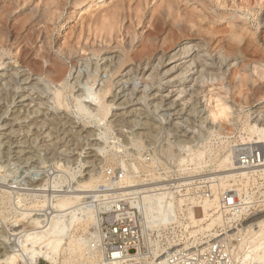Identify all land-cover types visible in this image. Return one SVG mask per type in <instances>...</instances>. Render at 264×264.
I'll return each mask as SVG.
<instances>
[{
	"label": "rangeland",
	"instance_id": "1",
	"mask_svg": "<svg viewBox=\"0 0 264 264\" xmlns=\"http://www.w3.org/2000/svg\"><path fill=\"white\" fill-rule=\"evenodd\" d=\"M75 1L76 0H62L63 5L60 6L57 4L60 8L58 6H54L52 7V10H56L51 11L49 14L47 13L48 16L46 14L47 19L45 17V19L43 20L44 23H42L44 26L41 24L36 26V24L31 21L28 15V9L39 7L38 11L41 14L42 8L45 7L44 5L46 3H53L54 0H19L20 6L18 5L16 9L9 12L10 16H8V19L5 23L6 28L11 33L12 38L16 37L18 40L14 43L9 42L7 44L5 52L3 51L2 47H0V57H3V61H0V256L8 252L10 253V250L13 249V245L11 244L12 242L10 240H12L14 237L11 236V232L9 229H11V227L14 225L13 223L15 221V211H13V209L11 208L8 195L5 193V191L9 190L8 186H20L21 188L30 186H45V188L48 187L47 189H52L55 183L59 182L62 178L69 177L70 183L65 182L63 185L65 186V188H61L60 190L66 189V191H70V187H76L79 182L85 181L92 175V173L95 174L96 170L99 171V168H101L100 159H102V157H99L100 153L97 149V146H99V143L101 142L99 135H102L104 132H108L112 136L126 142L129 141V137H139V134L141 133V136L139 138H141L144 144H147V154L151 153V151H158L163 155H167L168 153V155H171L179 154L183 151L182 153L184 154H179V157L177 158L179 163L184 162L183 164L181 163L183 166H177L181 168L186 166L187 160L189 159V157H186V159L184 158V160L183 156H189L190 151L189 153L187 151L190 150L193 145L195 146L197 144H203L205 142L203 140H207V142H210V144H212L213 146L216 145L215 147H220L222 140L229 142L231 145H234L238 142L241 143L240 129H242V127H244L246 123H244V119L238 120L237 118H244V116H248L249 122H252V120L255 118V116L258 115V113L264 112V87H261L259 82H255L253 79H248V77L244 75L245 72H243L245 71V69L248 70L249 65L254 60H259L262 57L261 55L256 56L255 54H252L254 53V46L256 44L253 39L254 36L252 35L256 34V36H260L261 41L258 44H260V49L264 50V8H261L258 5H254L255 7L253 8L252 12H248L247 10H236L230 7L232 5V0H229V2L227 3L228 5L225 8L219 6L221 0H205L206 3H211L213 5V9L212 7H199L200 10L208 13V15L213 19L211 23L215 24L214 26H216L217 29L227 30L229 29V27H231V24L238 27L242 26L241 28H243L244 26L245 30L248 27L249 33L246 34V41L248 42L247 44L249 46L251 45L249 49L252 50L250 54L251 56H247V58L243 57L241 59V56L237 57V61H233V63L231 64L232 66L227 68V71L220 70L216 65L213 66V68L212 66L209 67V65H207L209 68L208 71L212 74H207L208 77L206 76L207 78H203L205 80L201 79L200 81H203V83L199 85L195 79L197 76L196 74L191 76V78H188V76H186L183 80H181L178 79L179 73L172 72L166 75V70L168 71L173 65L188 62L192 58L197 56L201 57L202 59L205 58V64H211L215 59L217 60L220 56L222 57V55H224V52H219V50L213 52V49L210 48L208 50L207 47L203 48V46L196 47L197 45L201 44V41L198 37L190 38L187 35H185L187 37H185L184 35V37H182L181 33H179V31L171 26L170 20L165 21V18L161 19L159 14L157 12L155 13L154 9H157L156 5L158 3V0H143L144 2H146L144 3L142 1L143 5L140 4L141 6L138 7L140 8L139 10L134 6L132 7L133 9L131 8L129 11L124 12V15L121 16V26L119 25V29H117V33H119L116 39L117 42H112V45H114L113 47H115L116 44H123L128 40V38L131 39L133 36V43H135L133 45L132 56H134V59L130 61L124 68H122L120 70V73H115L113 76L112 73H110L111 75L108 73V70H110L111 67L110 65L104 63L105 61H103V58L116 56L118 53H112L108 50H104L100 53V56L98 58L93 56L92 53H87L86 55L88 57H82V53L78 50L79 44L84 45V43L93 41H97L96 43L100 44L101 40L99 37L101 35L99 34H102V32L99 31V25H96L95 27V25L93 24H88L87 20L88 18L92 19L97 16V14L100 12V10H103V8L94 7L92 10H87L89 12L83 11L81 12V14H76L74 15V17H70L75 7ZM242 1L252 4L256 0H236V2ZM5 2L6 0H0V7L1 5L3 6ZM184 4L187 6L190 5L185 2ZM192 6L193 3H191L189 7ZM222 13H224V15ZM126 14L130 15L127 16ZM152 15H154L153 18L151 17ZM133 17L135 20L133 19ZM140 17L142 19H140ZM157 17L160 19L158 20ZM155 19H157V24L155 23ZM154 24H156V26ZM84 25H86L87 27ZM51 27L53 29H51ZM156 29L157 31H159V36H161V34H174L173 36L175 37H178V35L181 36L179 39L180 42L179 40H177V38V42L175 41L176 43H173V45H170L165 50L151 49L152 47L148 46L144 42V39L146 38V35L156 33ZM114 33L113 35H115ZM93 34H95L96 36ZM41 42H46V46H44V44H42ZM77 43L78 46H76ZM41 44L42 46H40ZM182 46L188 48L186 51L188 52V54L178 60H167L168 62L166 61V64L159 68L160 75L159 77L155 78V81L152 80L151 83V78H149L148 76L152 72V69H149L150 67H147L145 69L146 73L144 79L142 75H140L138 78L136 77L138 79L136 81V85L139 87V89L136 93L137 97L134 100L135 105L129 106L126 109H116L117 106H114L111 110V114L106 119L107 121L100 120L97 113V105H94L96 103H93L91 99L87 100L84 97L82 99V97L77 96L79 95V93L80 95L82 94L86 96L89 94V84L93 80L91 79L89 83H86L88 82L86 81L88 79L86 75L89 74L88 77L94 76V78L98 80L92 90L94 92L96 90L99 91L104 84H107L111 81L114 82L113 94L108 95L107 98V100L110 102L114 100L113 96L115 92L120 93L121 88L119 86L122 84V82L127 80V76H130L129 71L131 69H138L137 67L144 68L145 63H147L148 61L151 63V66L154 65L155 67L157 65V58H159V55H162V53H171L170 55H172L179 49L183 48ZM191 46L193 49H191ZM41 49L42 51H40ZM74 49L75 52H77L76 54H74L75 56L73 55L71 57L67 54V51ZM218 52L220 53V55ZM137 53H139V55ZM38 54L41 55V57ZM44 55L46 57L48 56L47 58L50 57V60L53 59L51 61L56 63L55 65L58 64V67H56L58 68L59 73L57 74V80L59 84H49L50 82L48 81L42 82V80H36L40 79V76L38 75V73L41 74L40 69H38L40 71H36L35 74H32V79L30 81V83H34L33 85H35V87L37 88L35 90L28 89L32 87V85H29V83H27L28 85H23V87L27 88L25 91L17 90L15 85H13L12 83H7L6 77L13 73L16 74L18 70H21L30 75V71L27 66L28 63L31 64V62L33 61V59L35 60V58H38L37 60L40 61L41 65L48 66V63L42 62V56ZM139 62L141 63V65ZM95 63H98L99 66ZM87 66L89 68H86ZM95 67H97L98 70L97 74L95 73ZM232 70H237L238 75H240L238 76L237 74L233 73ZM91 71L94 73H92ZM196 71L197 69L194 70V72ZM79 72L81 75L79 74ZM3 79L6 80L4 82H1V80ZM17 79L22 80L21 77ZM246 81L248 82L246 83ZM144 82H150V88L145 87L146 85ZM243 83L245 84V86H242L244 85ZM85 86H88L89 88ZM181 87L187 88L189 92L180 94V92L177 91ZM245 87H247V89L249 88L250 90H247ZM132 88L133 86H131L130 89ZM192 90L197 92L196 95L192 94ZM143 91H147L148 97L145 100L146 103L136 105V101L137 99H139L138 97L144 94ZM58 92H61L60 102L64 105L62 107H59V102L57 100L56 94ZM128 93L129 91H127L126 93H121L120 98L113 101L115 103L117 102L115 105H118L125 101L127 98L126 95ZM160 96L161 98L167 96V99L163 100L164 107L156 113H153L155 107L157 106L156 104L162 103V99L159 98ZM12 100L13 103L11 102ZM218 100L223 103L222 105L224 107H230L228 111H230V109L232 108L230 112L235 113V115L237 116H235L236 119L234 121L232 118V114L229 115V118L227 120L222 119L219 120L220 122L218 121V123H216L217 125L215 124L214 129H221V139H219L220 137L217 138V136L210 135L209 130H212L211 127L213 126L212 124L206 122V120L204 119L207 115L199 113L204 109L208 110L213 109L214 107L215 109H218ZM78 103H81L84 106H88L86 107V114L80 113L78 111V109L76 108V105ZM171 103L174 105L176 104V106L180 105V107L177 108V111L186 105L185 107L187 108V111L189 113L187 111H184L187 114L175 116V118L180 119L174 120L173 122L165 121L161 118V116L170 113V111H166V109L169 108L168 106H170ZM192 103L197 104V109H199L193 111L192 106L194 104ZM148 105L150 106L151 110L149 114V120H144L145 122H148V126L146 128L147 130H141L131 125L125 126V124L122 125V127H118L119 123L117 122L115 125L114 120L116 118L113 117L114 114H120L125 111H131L132 109L137 108H143L145 111ZM190 111H192L193 115L190 113ZM171 113L174 114L175 112ZM130 119L135 120L136 118H129V121H131ZM113 121L114 124L111 125L110 122ZM177 122L183 123L181 124L182 129H179V131H172L174 129V123ZM261 123L264 124V119ZM189 131H194L196 135H188ZM143 133L145 134L144 136L142 135ZM183 134L187 135L182 136ZM192 136H196V138L193 139ZM189 137L193 139L192 142L190 141L192 139H190ZM201 141L203 143H201ZM187 147H189V149ZM163 152L168 153L164 154ZM185 152H187L188 154H186ZM163 155H161V159H159L161 162H164L162 160ZM112 169L122 168L120 166H106V171L103 169L104 173L102 178L105 177L104 182L103 180L101 182L106 183L109 180L107 174L108 171ZM140 173L141 176H143L141 179L143 181L144 179H146V177L144 176L146 172L144 170H140ZM195 173L197 176H201L205 173L209 174L210 170L205 169L204 171H198ZM147 175L150 176L151 174ZM152 178L153 176H151V179ZM119 183L121 182L119 181ZM100 185L98 184V187ZM47 193L49 194V192ZM25 194L28 195V193ZM58 195L60 194H55V196ZM23 198L24 200H26V202H28L27 204L25 202V204L28 206H30V204L34 200H31L27 196H24ZM99 199L100 196L97 194V198H91L90 200L86 199L84 201L86 202V207L92 206L95 210H97L98 216V208L93 202L98 201ZM51 200L55 202V199L51 198ZM28 206H24L22 209H27ZM81 234H83V232L82 230H79L78 235ZM7 243H9V245ZM82 260L83 259H79L77 262L75 261L69 264H83ZM20 264L23 263L20 261ZM39 264L49 263L44 259H40Z\"/></svg>",
	"mask_w": 264,
	"mask_h": 264
},
{
	"label": "bare ground",
	"instance_id": "2",
	"mask_svg": "<svg viewBox=\"0 0 264 264\" xmlns=\"http://www.w3.org/2000/svg\"><path fill=\"white\" fill-rule=\"evenodd\" d=\"M142 1L143 0H76L75 5H74L75 7H74L73 12L71 13L70 17H74V15H76V14L77 15L81 14V12H83V11L89 12L87 10H89V9L92 10L94 7L103 8V10H100L99 13L96 11L98 14L94 18L91 17L92 19H89V18H88V20L86 19L88 21V24H93V25H95V27H96V25L97 26L99 25V29H100L99 31L102 32V34H99V35H101L99 37L101 42H100V44L96 43L97 41L96 42L95 41L87 42V43H84V45L79 44V46L77 43L76 46H78L79 52L82 53L81 54L82 57L87 56L86 55L87 53H92L93 56L98 58L100 56V53L104 50H108L109 52H112V53L116 52L119 55L117 54L116 56L105 57V58H103V61H105L104 63L107 65H110V67H111L110 70L107 69L109 74L112 73V76H113L115 73H120V70L122 68H124L130 61H132L134 59V56H132L133 55V45L135 43V42L133 43L134 38H133V36H132V38L130 37L131 39L128 38V40L125 41L123 44L120 42L121 43L120 45H117L115 43L116 44L115 47H113L114 45H112V42H115L117 37H118L119 33H117V29H119L118 27L121 23L120 18L122 15H124L123 13L126 11H129L134 6L138 8L139 6L143 5ZM184 2L188 3L190 5H191V3H193V6L189 7L190 5L187 6L184 4ZM228 2H229V0H221L219 3V6L225 8V7H227ZM231 3H232V5L230 6L231 8L236 9V10L237 9L238 10H247L248 12H252L253 8L255 7L254 5H258L261 8H264V0H256L252 4L249 2H245V1L236 2V0H232ZM57 4L60 6L63 5L62 0H54L53 3H46L44 5L45 7L42 8L41 14L38 11L39 7H33V8L28 9V11H29L28 15H29L31 21L34 22L36 24V26L40 25V24L43 25L42 23H44L43 20L45 19L46 14L47 13L49 14L51 11L56 10V9L52 10V7L58 6ZM18 5H19V0H6L5 4L3 6L1 5V7H0V47H2L4 52L6 51V47H7V44L9 42L14 43V42H17V40H18L16 37H14L15 39L12 38L11 33L7 30L6 24H5L7 19H8V16H10L9 12L16 9L18 7ZM156 6H157V9L153 8L155 13L157 12L161 19L165 18V21L170 20L171 26L173 28H175L177 31H179V33H181L182 37L187 35L190 38H193V37L197 38L198 37L200 39L201 44L197 45L196 47L203 46V48L207 47L208 50L210 48L213 49V52H216L217 50H219V52H224L223 53L224 55H222V57L220 56L217 60L215 59L211 63L212 65L211 64H205L206 63L205 58L202 59L201 57H198V56L194 57V58L191 57L192 59L190 61L183 62V64L173 65L168 71L166 70V75L169 73H172V72L179 73L178 79L183 80L186 76H188V78L189 77L191 78V76L196 74L198 76V77L196 76V78H195L196 82L200 85L203 83V81H200L201 79H203L206 76L208 77V75L212 74L208 71L209 68L207 65H209V67L212 66V68H213V66L216 65L217 67H219L220 70L227 71V68L232 66L231 64L233 63V61H237V57L241 56L240 58L242 59L243 57L247 58V56H251L250 54H251L252 50L249 49L251 45L249 46L247 44L248 42L246 41V34L249 33L248 27L245 30V28L243 26V28H244V30H243V28H241L242 26L238 27V26H234L233 24H231V27H229V29H227V30L217 29L216 26H214L215 24L211 23V21H213V19L208 15V13H205L203 10L199 9L200 6H202V8L203 7H207V8L212 7V9H213V5L211 3H206L205 0H158V3ZM216 8H218V7H216ZM139 9L140 8H138V10ZM155 13H154V15H155ZM11 14H12V12H11ZM48 14H47V16H48ZM222 14L224 15V13H222ZM129 15H127V16H129ZM154 15H152L151 17L153 18ZM152 18H151V20H152ZM160 18H158V20ZM46 19H47V17H46ZM133 19H134V17H133ZM140 19H142V18L140 17ZM151 20H150V22H151ZM155 20H156L155 21V23H156L157 19H155ZM158 23H159V21H158ZM85 24H86V22H85ZM88 24H87V26H88ZM138 24H139V22H138ZM156 24H154V25L156 26ZM84 26H86V25H84ZM51 29H53V28L51 27ZM113 33L115 35H113ZM175 33H176V31H175ZM252 34H254V33H252ZM45 35H47V34H45ZM93 35H95V34H93ZM173 35H168V34L162 35L161 34V36H159V31H157V29H156V33L146 35L144 42L148 46H151L152 47L151 49H155V50H160V49L163 50L164 49L165 50L170 45H173V43H176L177 38H178L177 40H179L181 37L179 35H178V37H175ZM187 36H185V37H187ZM252 36H254L253 39L256 43V44L254 43L255 44L254 51H253L254 53H252V54H255L256 56L261 55L262 57L260 56L261 58L259 57L260 58L259 60L253 59L254 61L249 65V68L247 67L248 70L245 69V71H243V72H245L244 75H246V77H248V79H253L255 82H259L261 87H264V56H263L264 50L260 49V44H258L261 41L260 36H256V34L252 35ZM97 40H99V39H97ZM179 42H180V40H179ZM42 44H44V46H46L45 45L46 42H44ZM42 44L40 46H42ZM187 49H188L187 47H183V48L179 49L178 51H176V53H173L172 55H170L171 53L170 54L162 53V55H159V58H157L158 62H157V65L155 67H154V65L151 66L150 65L151 63L149 61L147 62V60H146L147 63H145L144 68L143 67H140V68L137 67L138 69H131L129 71L130 76H127V80L122 82V84L119 86L121 88L120 93L115 92V94L113 96V98L115 100V99L120 98L121 93H126L127 91H129V93L126 95L127 96L126 100L124 99L125 101H123L122 103H120L118 105H115L117 102L116 103L113 102L114 100H112L110 102L107 100L108 95L113 94V87H114L113 83L114 82H112V81L108 82L107 84H104L99 91L96 90L94 92L92 90H93L94 85L96 84V82L98 80L96 78H94V76L88 77V75H89L88 73H86V74H88V75H86V77L88 78V79L86 78L87 79L86 81H88L86 83H89V81L91 79H93L92 82L89 84L90 89L89 90L87 89L89 94L86 96V95H82V94L80 95V93H79V95H77V96L82 97V99H83V97L86 98L87 100L91 99V101L93 103H96L94 105H97L98 116H99L101 121H105L107 119V117L111 114V110L113 109L114 106H117L116 109H126L129 106L135 105L134 100L137 97L136 93L139 89V87L136 85V81L138 80L137 78L140 75L143 76V79L145 78L144 77L145 73H146L145 69L147 67H150L149 69H152V72L150 71L151 74L148 75L149 78H151L150 80L152 83V80L155 81V78L159 77V75H160L159 68L161 66H164L166 64L167 60H169V61L178 60L181 57L186 56L188 54V52H186ZM191 49H193L192 46H191ZM40 51H42V49ZM119 51H121V52H119ZM40 53H42V52H40ZM76 53L77 52H75V49L67 51V54L70 55L71 57ZM137 54L139 55V53H137ZM219 55H220V53H219ZM39 56L41 57V55H39ZM140 56H142V55H140ZM42 57H43L42 62L48 63L49 64L48 66L41 65L40 61L37 60L38 58L37 59L35 58V60L33 59L31 64L28 63V66H27L29 68L30 75L26 74L25 72H23L21 70L20 71L18 70L16 74L13 73V74H10L6 77L7 83H9V84L12 83L13 85H15L17 90L25 91L27 88L23 87V85H25L27 83H29V85H30L31 84L30 81L32 79V74H35L36 71L41 70V74L38 73V75L40 76V79H36V80H39V81L42 80V82L48 81V82H50L49 84H56V85H57V83L59 84V82L57 80V74H59L58 68H57L58 64L55 65L56 63L51 61L53 59L50 60V57L47 58L48 56L46 57L44 55ZM248 60H250V59H248ZM0 61H3V57H0ZM95 64L99 66L98 63H95ZM140 65H141V63H140ZM86 68H89V67L87 66ZM100 68H101V66H100ZM38 69H40V70H38ZM195 69H197L196 72H194ZM89 70H87V71H89ZM107 70H106V72H107ZM234 71H233V73L238 75L237 70H234ZM97 72H98L97 67H95V73L97 74ZM92 73H94V72H92ZM240 73H242V72H240ZM79 74H80V72H79ZM19 77H21L22 80L17 79ZM243 78H244V76H243ZM6 79L1 80V82L2 81L4 82ZM203 80H205V79H203ZM242 81H243V79H242ZM104 82H105V80H104ZM244 82H245V79H244ZM247 82L248 81H246V83ZM144 83L146 85V86L144 85L145 87L150 88V86H151L150 82H144ZM197 83H195V84H197ZM33 84H31L32 87H35V85H33ZM77 84H78V82H77ZM117 84H118V82H117ZM36 85H38V84H36ZM5 86H6V84H5ZM131 86H133L132 89H130ZM242 86H245V84ZM32 87L28 88V89H33V90L37 89L36 87L35 88H32ZM77 87H78V85H77ZM85 87H88V86H85ZM247 87H245V88L247 89ZM13 89H15V88H13ZM192 91H193V93L192 92L191 93L196 95L197 89H196V91H194V90H192ZM61 92H58L56 94L57 100L59 102V107L64 106L63 103L60 102ZM177 92H180V94H183V93L185 94L189 91L187 90V88L181 87L180 89H178ZM85 93H87V92H85ZM154 96H156V95H154ZM147 97L148 96H147V91H146V92H144V94H142L141 96L138 97L139 99H137L136 105L145 104L146 103L145 100ZM159 98L162 99V101H161L162 103L156 104L157 105L156 107L154 106L155 110L153 111V113H156L157 111L163 109V107H164L163 106L164 105L163 100H166L167 96L166 97L164 96L162 98L160 96ZM79 100H78V102H79ZM11 102L13 103V100ZM87 103H89V102H87ZM194 103H192V104H194ZM222 104L223 103L220 100H218V105H217L218 109L217 108L215 109V107H214L213 109H208V110L204 109L201 112H199L200 114L203 113V115H207L204 119L206 120V122H208L209 124H212V126H213V127H211L212 130H209L210 135L217 136V138L220 137L219 139H221V137H222V133L220 132L221 129L220 128H219L220 130H218L217 128L214 129L215 124L218 123L219 120H222V119L227 120L229 118V115H232V114H233V117H232L233 121L237 117L235 115V113L230 112L232 108L230 109V111H228V109L230 107L229 108L224 107ZM91 105H93V104H91ZM76 106H77L76 108L78 109V111L80 113L86 114V112H87L86 107H88V106H84L81 103H78ZM185 106H183L182 108H180L177 111V108L180 107V105L176 106V104L174 105L171 103V105L168 106L169 108L166 109V111H170V113L162 115L161 118L164 119L165 121H169V122H173L174 120L180 119V118H175V116H181V115L187 114V113H185L187 111V108ZM191 106H190V108H191ZM197 106H198L197 104H194L192 106V110L193 111L198 110L199 108L197 109ZM150 112H151L150 106L148 105L146 107L145 111L143 108H137V109H132L131 111H125V112L120 113V114H114L113 117L116 118L114 120L115 125H116V122L119 123V125L117 124L118 127H122V125L125 124V126L131 125V126L137 127L138 129H141V130H147L146 128L148 126V122L147 121L145 122L144 120H147V119L149 120ZM171 112H175V113L172 114ZM3 113H5V112H3ZM30 113H32V112H30ZM34 113H36V112H34ZM190 113L193 115L192 111H190ZM132 117L136 118V119L135 120L130 119L131 121H129V118H132ZM237 119L238 120L244 119L245 120L244 123H246L245 125L243 124L244 127L241 126L242 129H240L241 130L240 131L241 132L240 133V135H241L240 141L242 143H245V144L256 143L259 145H263L262 148H264V124L261 123L264 119V112L258 113V115L255 116V118L252 120V122H249L248 116L247 117L244 116V118L239 117ZM114 121L110 122L111 125L114 124ZM151 122H149V123H151ZM181 124H183V123H181V122L174 123V126H173L174 129L172 131H179V129H182ZM5 125H6V123H5ZM151 129H153V128H151ZM171 129H172V127H171ZM190 134L196 135V133H194V131H189L188 135H190ZM142 135L144 136L145 134L143 133ZM186 135L187 134H183L182 136H186ZM140 136H141V133L139 134V137ZM99 137H100L101 142L99 143L100 145L97 146V149L100 153L99 157H102V159H100L101 168H99V171L96 170L95 174L92 173V175L88 179H86L85 181L79 182L76 187H74V188L70 187L69 188V189H71L70 191H66V189L60 190L61 188H65V186H63L65 182L70 183L69 177L68 178L67 177L62 178L59 182L55 183V185L53 186L52 189L51 188L47 189L48 187L45 188V186H39V187L30 186V187H25V188H21L20 186H12V185L10 187L8 186L9 190L5 191V193L8 195V199L10 201L11 208L13 209V211H15V215H14L15 221L13 223L14 225L11 227V229H9L11 232V236L14 237L12 240H10L12 242L11 244L13 245V249L10 250V253L8 252V253H6L4 255L2 254V256H0V264H20V261L23 264H39L40 259H44L49 264H69L71 262H75V261L77 262L79 259L80 260L83 259L82 260L83 264H106V261L104 258L105 254L102 252L100 247H98L99 241H100V217L98 216V212H97V210L94 209V207H92V206L86 207V205H85L86 202H84L86 199L90 200L91 198L92 199H95V197L97 198L96 192H97L98 184H100V182L102 180L104 182V178H105V177L102 178L103 173H104L103 169L105 170L106 166H108V167L120 166L123 169V174H124L123 175L124 177L122 176V180H120V182H121L120 184H129V183H136V182L142 181L141 179L143 176H141L140 170H144L146 172V174H144V176L146 178L147 177L151 178V176H153L152 179H159L160 174H157L158 171L161 168L167 169L169 167L167 166L165 161L161 162L159 160V159H161V155H163L161 152H160L161 153L160 154L158 151H155V152L151 151V153L147 154V152H146L147 144H144L143 141L141 140V138H139V137H129V139H128L129 141H127V142L121 141L119 138L112 136L108 132H104L102 135H99ZM189 138L195 139L196 136L195 137L192 136V138L191 137H189ZM193 139L190 141L192 142ZM203 141H205L204 143L201 141V143H203V144H197L195 146L193 145L190 148L189 156H186V155L183 156V159L184 158L186 159V157H189V159L187 160L186 166L181 167V168L178 167L179 169H185L187 167H192V168H194L195 172L204 171L205 169L210 170V176L209 177L211 178V181H213L215 187H217V190L226 189L227 186L230 184V182L232 180H235L237 177H240V178H242V180H246V181L251 180L249 172L243 171L241 168L239 169V167H237V164L235 162L236 156L234 155V152H233L234 151L233 145H231L227 141L222 140L220 147L219 146L215 147L216 145L213 146L212 144H210V142L208 143L207 140H203ZM95 145H97V144H95ZM190 146H191V144H190ZM187 148L189 149V147H187ZM167 153H164V154H167ZM68 163H69V161H68ZM181 163L183 164L184 162H181ZM189 163H190V165H188ZM182 164L179 166H183ZM212 167L215 169H213ZM108 169H110V168H108ZM147 174H151V175L148 176ZM103 182H101V183H103ZM1 185H2V183H1ZM157 186H158V184H153L152 188L157 187ZM24 191H25V193H28V195H26L24 193ZM47 192H49V194ZM57 193H59L60 195L55 196V194H57ZM24 196H27L31 200L34 199L33 202L30 204V206L26 205L28 202H26V200H24V198H23ZM51 198L55 199V202L53 200H51ZM166 199H167L166 195H159V194H156L154 196L151 195L148 197L144 196L142 200H143V204L145 206H144V210L141 212V215L145 218L144 220H146L148 222H153V223L158 224V225L165 224L168 220V216H169L170 212H177L178 210H181L182 201H178V202L170 201V203L168 204ZM25 202H26V204H25ZM217 203H218V196L217 195L211 201H206V202L202 203V207H203L202 214H201V216H203L202 220H197L195 211L194 212L189 211L192 221H194L195 224H199L202 221H204V219H206L207 217H212V215H214L216 213L217 206H218ZM24 206H28L27 209H22ZM212 213H214V214H212ZM193 214L195 217L192 216ZM219 219H220L219 217L211 218L210 222H207V225H203L201 228H203V230L204 229L205 230H212L216 225H218ZM79 230H82L83 234L78 235ZM157 230H158V233L160 234L161 228H158ZM256 234L260 240V243H264V220H262L259 223V231ZM7 244L9 245V243H7ZM5 245H6V243H5ZM6 247H7V245H6ZM114 256H117V253H114Z\"/></svg>",
	"mask_w": 264,
	"mask_h": 264
},
{
	"label": "built area",
	"instance_id": "3",
	"mask_svg": "<svg viewBox=\"0 0 264 264\" xmlns=\"http://www.w3.org/2000/svg\"><path fill=\"white\" fill-rule=\"evenodd\" d=\"M262 147L242 142L233 145L237 167L249 172L251 180L237 177L220 190L208 179L210 173L197 176L192 167H177L183 151L162 156L169 168L158 171L159 179L120 184L123 170H109V180L98 187L100 199L93 202L100 217L98 247L106 264H264V243L256 234L264 220ZM153 184L158 186L152 188ZM156 194L166 195L168 204L182 201L181 210L170 212L161 225L141 215L143 197ZM216 195V213L195 224L189 211L202 220V203ZM216 217L219 223L212 230L201 228Z\"/></svg>",
	"mask_w": 264,
	"mask_h": 264
}]
</instances>
